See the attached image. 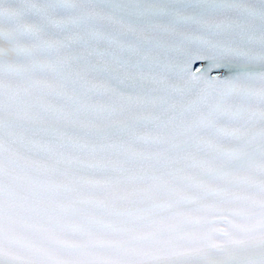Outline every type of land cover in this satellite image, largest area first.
<instances>
[{"label":"snow or ice","instance_id":"6c2138e0","mask_svg":"<svg viewBox=\"0 0 264 264\" xmlns=\"http://www.w3.org/2000/svg\"><path fill=\"white\" fill-rule=\"evenodd\" d=\"M0 264H264V0H0Z\"/></svg>","mask_w":264,"mask_h":264}]
</instances>
